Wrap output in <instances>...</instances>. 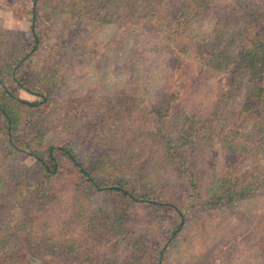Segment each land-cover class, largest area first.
Instances as JSON below:
<instances>
[{"label": "rangeland", "instance_id": "obj_1", "mask_svg": "<svg viewBox=\"0 0 264 264\" xmlns=\"http://www.w3.org/2000/svg\"><path fill=\"white\" fill-rule=\"evenodd\" d=\"M185 2L0 0V264H264V0Z\"/></svg>", "mask_w": 264, "mask_h": 264}, {"label": "trees", "instance_id": "obj_2", "mask_svg": "<svg viewBox=\"0 0 264 264\" xmlns=\"http://www.w3.org/2000/svg\"><path fill=\"white\" fill-rule=\"evenodd\" d=\"M188 6H189V0H186L185 4L181 8L182 16H184V11L188 8ZM34 37H35V42H34V45L31 47V51H33L36 48V44L38 43V39H39L36 34ZM25 55L26 54L23 55V57L18 61V63H20L27 56V55L26 56ZM13 74L14 73L12 71L6 77H0V113L4 117V119H3L4 125L8 129L11 128L12 124L14 123V119H13V116L10 114V112L6 110V109H8V107L4 104L5 100L10 101L12 103H16V104L23 106L25 108H33V107L38 106V104L40 103V102L30 103L28 101L21 100L14 95V92L16 91V88L18 87V85L20 83H19V79L13 77ZM52 151H53V147L48 148L46 151V155H47L46 157H47V159L53 161ZM62 155L69 158L72 161L73 165L79 168V172L84 174V170L82 168H80V165H79V163H77L74 156H72L69 153L64 152V151L62 152ZM36 159L46 169V166H44V159L39 158V157H36ZM110 190L119 191L123 195L127 196L128 198H130L133 201L148 202L147 200L136 199L132 195H130L126 190H123V189L118 188V187H112V188H110ZM150 203L155 204V205L160 206V207H163V208L171 209L177 216H179V217L181 216V213L179 212V210L175 209L172 205H170L168 203H160V202H156L155 200L151 201ZM3 244H6V243L4 241H2L1 245H3Z\"/></svg>", "mask_w": 264, "mask_h": 264}]
</instances>
